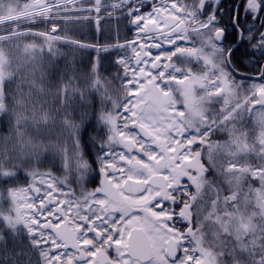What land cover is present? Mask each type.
I'll list each match as a JSON object with an SVG mask.
<instances>
[{
  "label": "flooded vegetation",
  "instance_id": "flooded-vegetation-1",
  "mask_svg": "<svg viewBox=\"0 0 264 264\" xmlns=\"http://www.w3.org/2000/svg\"><path fill=\"white\" fill-rule=\"evenodd\" d=\"M120 3L118 13L124 23L115 22L113 27L108 23L106 10L97 11L92 6L96 31L103 39L114 38V44L129 47L133 62L147 61L143 67H149L150 74L176 88L180 105L175 106L172 114L188 123L182 131H191L194 122L200 119L206 125L212 124L218 111L231 107L229 96L234 74L229 62L243 70L259 63L264 74V0H120ZM236 31L238 39L234 40ZM157 83L155 79L147 84H153L149 101L162 98ZM223 94L229 102L218 106L217 99ZM164 120L171 121L166 117ZM182 131L172 132V136L186 143L187 136ZM195 155L191 162H196L195 171H200L198 150ZM107 161V166H95L92 180L77 182L81 187L70 191L71 197L66 199L70 225L61 227L63 233L56 236L60 243L53 244L50 261L40 260L39 264H168L160 241L158 256L154 258L153 254L146 263L131 259L125 246L131 227L140 226L146 233L158 228V221L167 218L165 210L172 204L168 197L177 191L167 186L164 198L159 189L150 186L139 194L126 193L123 180H109V174L117 170L110 169L108 158ZM180 185L177 182L174 188ZM146 195H149L146 202H136ZM103 201L111 208L106 209ZM129 212L138 219L124 225L123 215ZM120 239L116 254L115 242ZM80 251L85 252L84 260H76Z\"/></svg>",
  "mask_w": 264,
  "mask_h": 264
},
{
  "label": "rangeland",
  "instance_id": "rangeland-1",
  "mask_svg": "<svg viewBox=\"0 0 264 264\" xmlns=\"http://www.w3.org/2000/svg\"><path fill=\"white\" fill-rule=\"evenodd\" d=\"M39 1L40 0H0V26L6 22H12L15 24V30L11 35H0L1 48H3V44L10 42L15 37H27L29 34L38 36L41 35L43 38L48 40L57 39L56 37L49 34V24H53L56 18L66 16L70 14V12H80V17L86 19V10H83L84 7L77 5V0H42L41 4H39ZM81 1L82 0H79V2ZM32 4H37L34 9L35 11L33 13H27ZM120 4V0H111L108 5L104 6L106 15L113 16V10ZM68 17L71 16L68 15ZM40 22L46 24L45 29L48 32L39 33L37 31L35 32L33 29H27L30 27H26ZM0 30H2V28ZM48 47L50 48V46ZM5 54L7 55L8 52H5ZM10 55L12 58L17 57V54L14 52H11ZM5 60V55L0 52V78L4 73L3 64ZM34 60V58L30 59L28 64H25V67H23V71L26 72L30 78L31 76L39 77L43 74L42 64H38ZM118 61L124 70L122 73L124 75V82L122 81V78L119 79L120 82L123 83L126 92L120 94V98L115 101L113 109H106L101 114L104 125L108 126V129L106 130L108 138H106L105 142H103L104 139L99 141L100 145L105 147L102 151V154L103 152L105 154L107 151L112 149L113 153H111V158L115 159L116 165L111 166L110 169L117 170L116 174H113L112 176L109 174V180H124L126 176L145 177L150 173H155L160 170L163 171L164 169L168 168V170H170V173L168 174V182L170 186H173L175 181L182 180L183 177H185L191 183L197 182V180L195 181L196 178H193L192 171H190V173L189 171H185L183 170L184 168H182L181 171L178 172L171 167H168L169 165L176 166L175 163L179 158L178 156H175V151L172 150V147L170 146V136L164 129L165 121L163 118L164 116L161 113L165 112L169 115L171 108L167 104H160L159 109H157L159 101L155 104L149 101L150 97L145 87V82L148 78H142L141 75H139V73L141 74V71H136L134 69L132 61ZM10 68L11 67L9 65L6 66L5 72H9ZM111 74L114 73L112 72ZM28 81L31 82L30 79H27L23 83H17L16 89L21 90L22 88H27V93L34 91L31 89L30 84H27ZM100 82L107 94L121 92L120 88H113L111 86H109V88H105L110 82L109 79H105L104 77L100 76ZM244 82L245 80L235 79L234 88H232V94L234 96L230 98L233 101L230 111L234 112V115L236 110L245 105L246 102L251 100V98L256 100L255 96H257L256 101L258 104L264 105V83L262 82L252 81L251 85L253 87L251 88L252 90L250 92L243 94L241 98L238 97V94L236 95L237 88H241V85ZM103 101L105 103V99H103ZM139 101L145 102L146 105L144 106L142 113L136 114L137 112L135 111V106ZM117 106H119L118 110H116ZM252 109V118L255 121V125L257 127L255 138L253 137L250 143L244 141L238 147L235 145L241 137L236 140L232 139V141L230 139L229 145L233 146L231 154L227 150L226 146H224L220 147L222 148L221 151H217V159L215 158L214 160L212 158V161L217 167L218 164L221 165V163L224 161V158L227 156L225 166H220L221 169H226V173L218 170L217 174L218 176L225 178L222 180L223 183H226L227 185L230 184L229 186L234 188L235 192L241 191L242 193V205L240 211L242 214H244L243 216L245 219L237 207L236 211L232 209V215L235 214L237 221L234 219V217H232V222L236 229H234L232 223H230L231 232L229 235H236L240 233L239 229L244 230L247 226L246 221H248L250 226L255 228V231H264V108L262 106L254 105ZM1 110L2 106H0V111ZM135 119L149 132L151 135L150 141H144L140 139V137L135 132H133L130 127H128L130 122H133ZM169 126L170 125L167 123L166 128ZM37 130L38 127H36V131L33 132L32 137L34 139L38 138L39 133ZM116 136H119L121 141L125 142V144L128 146L133 147V155H128L123 149H120V151H116V153H114V149L117 148L114 144L115 141L112 140H117ZM154 142H157L161 146L163 152L170 150V156L162 157L160 153L156 151ZM223 143L226 144V142ZM242 154H244V156L239 159L240 157L238 156ZM223 155L226 156L222 158ZM248 155H255L256 162L252 161L251 163L250 161H247V159H243ZM81 156L82 155L77 154L72 158V156L64 157L61 154L53 153L52 156L48 157V162L52 163L55 170L60 168L57 173H60L61 175V173L65 171L67 172V175L64 176V179H60L58 176L56 178H52L49 177V175H46L47 177L41 176L40 179L30 183L29 187H12L5 189L0 185V229L4 223L6 228H12L10 233L6 234L4 237L0 234V264H38L33 247L35 242V229L32 225L34 220L32 207H34L36 194L32 192L33 190H31L30 187L35 185L38 192L41 190L48 191L51 189L59 190L60 186L63 187L65 185L69 187V185L72 183L76 184L77 181H86L87 178L92 175V171L95 169L94 166H96L99 162H97L95 165H92L91 163L88 164L86 161H84V159L81 158ZM186 156L187 155H184V157ZM154 160H156V162H154ZM186 165L188 169H191L190 163ZM193 168L196 169L195 164ZM245 169H249L250 173L247 174ZM69 175L72 176L69 178ZM67 178L69 179L67 180ZM147 198L148 195L138 198L136 202L138 203L146 201ZM233 201H236L235 197L233 198ZM95 202L98 201L95 200ZM102 203L105 205L106 209L111 208V206L107 205V201H103ZM8 210H14V215H11ZM12 219L18 220L19 223L24 226V230L18 231L17 228L13 229V227H11L14 225V221ZM136 219L138 218L130 215V212L127 216L123 215L124 225H130L135 222ZM220 222L221 220L216 223V226H218ZM237 225L239 229L237 228ZM210 232L214 233L213 236L220 244V236L218 235L219 231L211 229ZM171 234L172 230H169L168 227L164 232L157 231L156 228H153V230L148 233L151 245L154 249L155 257L159 254V240L161 238L165 240L166 236H171ZM260 235L262 234L260 233ZM175 239L178 240L176 236ZM262 240H264L263 235ZM121 243V239L115 242L117 245L115 247L116 254ZM218 249L219 246L216 244L213 252H216ZM156 261L158 262L159 259H156ZM199 264H214V259L211 254L205 252L201 257Z\"/></svg>",
  "mask_w": 264,
  "mask_h": 264
},
{
  "label": "trees",
  "instance_id": "trees-1",
  "mask_svg": "<svg viewBox=\"0 0 264 264\" xmlns=\"http://www.w3.org/2000/svg\"><path fill=\"white\" fill-rule=\"evenodd\" d=\"M13 23H5L0 26V33L11 31ZM69 30L74 34L81 28L70 26ZM83 32V30L81 31ZM21 42L15 43L16 51L21 50ZM45 45V44H44ZM43 45V47H45ZM30 57L37 60L43 59L45 54H50L42 48H38L33 42L25 44ZM55 50V49H54ZM70 50V52H66ZM60 51V53H59ZM83 53H81V52ZM59 69L45 71L42 76H31V89H16L17 83H23L27 79L21 66L13 60L10 65L9 75L2 79L0 84V185L2 188L23 187L33 182L40 174L54 173L48 162L52 156L53 143L47 139L46 145H42L39 138L32 137L38 133H48L56 138L60 132L65 131L71 124L77 125L74 134L75 141L80 146V152L90 158V142L96 139V135L103 134L105 127L101 124L100 109L103 87L100 85L98 72L103 75L109 74L114 68L111 67L112 53H104L98 56L91 50L79 49L69 45H58ZM73 57V58H72ZM71 65L73 70L71 69ZM99 68V71H98ZM111 84L117 83L118 79L111 78ZM27 86V85H26ZM107 100L115 101L113 95H108ZM239 128L249 129L250 120L242 116ZM69 133L66 130L65 134ZM208 181H218L217 173L208 169L206 174ZM219 190V188H214ZM226 193L225 189H223ZM212 198L213 194L210 193ZM225 198V197H224ZM218 202H221L218 201ZM212 202L201 205L199 200L193 204V225H201L200 218L195 219V209L202 207L205 215L208 209L213 207ZM217 210L215 216L219 215ZM211 221L205 220L202 231L206 240L215 241L219 249L215 252L219 264H261L264 261V244L252 241L250 238L236 239L228 236L226 231L219 232L220 244L213 236L211 227L206 226ZM206 224V225H205Z\"/></svg>",
  "mask_w": 264,
  "mask_h": 264
},
{
  "label": "water",
  "instance_id": "water-1",
  "mask_svg": "<svg viewBox=\"0 0 264 264\" xmlns=\"http://www.w3.org/2000/svg\"><path fill=\"white\" fill-rule=\"evenodd\" d=\"M237 73L241 74L239 72H237ZM137 110L138 111L141 110V104L137 107ZM133 126L142 135L146 136L145 132L143 130H141V128L139 126H137L136 124H134ZM155 178H156V181L158 180V183L156 184L157 186H159V185L164 186V179L162 177H155ZM140 183H142V182L128 179L125 181L124 188L129 189V191H132V190L138 191L137 189H141L139 187ZM166 246H167L166 254L170 258H173L175 255V244L170 239L166 242ZM128 251L132 257L138 258L140 260H147L150 257L151 251H150L148 239H147L145 233H143V231L141 229L135 228V229H132L130 231V235L128 237Z\"/></svg>",
  "mask_w": 264,
  "mask_h": 264
},
{
  "label": "bare ground",
  "instance_id": "bare-ground-1",
  "mask_svg": "<svg viewBox=\"0 0 264 264\" xmlns=\"http://www.w3.org/2000/svg\"><path fill=\"white\" fill-rule=\"evenodd\" d=\"M41 2H42V1H40L39 4H41ZM36 5H37V4H34V5L32 4V5L30 6V9L28 10L27 13H33V12L35 11L34 9H35V6H36Z\"/></svg>",
  "mask_w": 264,
  "mask_h": 264
}]
</instances>
